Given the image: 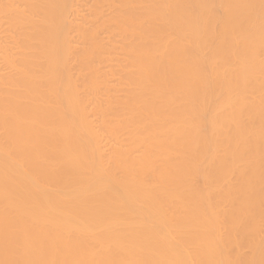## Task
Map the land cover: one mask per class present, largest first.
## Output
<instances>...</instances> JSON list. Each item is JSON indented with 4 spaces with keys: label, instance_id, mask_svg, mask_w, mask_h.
Returning a JSON list of instances; mask_svg holds the SVG:
<instances>
[{
    "label": "bare ground",
    "instance_id": "bare-ground-1",
    "mask_svg": "<svg viewBox=\"0 0 264 264\" xmlns=\"http://www.w3.org/2000/svg\"><path fill=\"white\" fill-rule=\"evenodd\" d=\"M0 264H264V0H0Z\"/></svg>",
    "mask_w": 264,
    "mask_h": 264
}]
</instances>
